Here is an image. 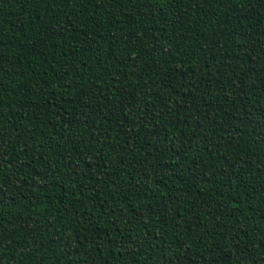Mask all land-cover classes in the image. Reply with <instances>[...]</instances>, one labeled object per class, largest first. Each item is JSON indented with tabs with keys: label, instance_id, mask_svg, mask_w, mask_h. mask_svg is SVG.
Returning <instances> with one entry per match:
<instances>
[{
	"label": "trees",
	"instance_id": "16d2710c",
	"mask_svg": "<svg viewBox=\"0 0 264 264\" xmlns=\"http://www.w3.org/2000/svg\"><path fill=\"white\" fill-rule=\"evenodd\" d=\"M0 264H264V0H0Z\"/></svg>",
	"mask_w": 264,
	"mask_h": 264
}]
</instances>
